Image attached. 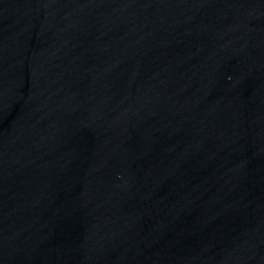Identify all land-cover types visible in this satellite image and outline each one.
I'll list each match as a JSON object with an SVG mask.
<instances>
[{
  "label": "water",
  "instance_id": "1",
  "mask_svg": "<svg viewBox=\"0 0 264 264\" xmlns=\"http://www.w3.org/2000/svg\"><path fill=\"white\" fill-rule=\"evenodd\" d=\"M0 264H264V0H0Z\"/></svg>",
  "mask_w": 264,
  "mask_h": 264
}]
</instances>
